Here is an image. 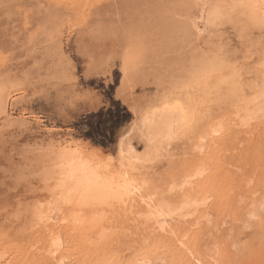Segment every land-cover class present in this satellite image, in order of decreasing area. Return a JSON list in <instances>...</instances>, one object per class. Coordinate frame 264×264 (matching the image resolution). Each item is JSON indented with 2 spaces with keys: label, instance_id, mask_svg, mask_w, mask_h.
<instances>
[{
  "label": "rangeland",
  "instance_id": "rangeland-1",
  "mask_svg": "<svg viewBox=\"0 0 264 264\" xmlns=\"http://www.w3.org/2000/svg\"><path fill=\"white\" fill-rule=\"evenodd\" d=\"M231 1L0 0V264H185V255L192 264H264V116L248 127L237 116L260 83L264 31ZM257 5L264 0L251 15ZM111 93L131 120L102 145L79 124L109 108ZM176 95L193 117L148 174L173 205L188 194L191 210L162 231L140 221L134 202L109 214L103 240L74 231L66 209L37 224L28 208L44 198L27 172L40 148L116 156L123 140L142 151L135 123Z\"/></svg>",
  "mask_w": 264,
  "mask_h": 264
},
{
  "label": "bare ground",
  "instance_id": "bare-ground-1",
  "mask_svg": "<svg viewBox=\"0 0 264 264\" xmlns=\"http://www.w3.org/2000/svg\"><path fill=\"white\" fill-rule=\"evenodd\" d=\"M232 4H234L230 6L232 11H238L241 18L251 21L254 27L264 31V6L257 5V13L251 15L250 10L252 5L256 4V0H237ZM48 25L52 26L49 23ZM56 35L55 31H52L51 39L57 37ZM261 57L262 76H260V83L251 84L250 88L253 93H250L251 95L246 97L242 103L239 101L237 116L243 127L246 125L248 127V124L253 121L256 123V120L262 119L264 116V50ZM190 105L191 102L188 99L185 100L176 95L173 98L165 97L156 105L148 107L143 113L141 111L142 116L135 123L138 133L134 134L139 135L144 145L142 151H137L129 143V138V140L127 139L129 142L123 140L118 142L116 157L106 154L105 151L102 152V149L88 151L78 144L57 148H54L56 146L53 145H47L40 148L39 155L37 158H33L32 165L30 161L31 166L28 165L30 170L27 173H30L29 177L35 178L32 180L38 184L36 189H32L33 194L37 192V197L41 196L44 201L36 200L32 206L30 205L28 208L30 216L39 224L45 219V222L48 221V213L53 215V212L59 213V211L63 212L66 209L68 210V221L74 231L93 229L99 239L103 240L104 238L107 239L110 230L107 226L109 214L138 202L140 221L144 224L149 223L150 226L152 223L162 231L166 229V224H169L167 222L171 218H174L181 210L189 207L191 210V206L194 204L186 194L182 203L179 201V206H176V201L173 202H176L173 205L167 199L168 195L165 196L154 189L155 186H152L148 172H152L153 168L161 163L163 151L167 150L166 147L178 136H183L182 134L188 128L187 126L193 117L192 106ZM3 109V113H6V107ZM133 130L135 131V129ZM164 154L166 153L164 152ZM21 179L26 182L25 177H21ZM31 179L28 180L31 181ZM176 188L178 189V187ZM172 190L173 188L169 189V191ZM178 217L177 220L180 219ZM176 219L174 218V220ZM59 246L60 238L54 234L49 240L50 253L54 255ZM182 263L192 264L187 255L184 256Z\"/></svg>",
  "mask_w": 264,
  "mask_h": 264
},
{
  "label": "trees",
  "instance_id": "trees-1",
  "mask_svg": "<svg viewBox=\"0 0 264 264\" xmlns=\"http://www.w3.org/2000/svg\"><path fill=\"white\" fill-rule=\"evenodd\" d=\"M112 88V87H111ZM109 108H102L97 113L86 116L79 126H87L86 139L95 143L109 145L115 142L117 132L131 120V115L120 101L109 94Z\"/></svg>",
  "mask_w": 264,
  "mask_h": 264
},
{
  "label": "crops",
  "instance_id": "crops-1",
  "mask_svg": "<svg viewBox=\"0 0 264 264\" xmlns=\"http://www.w3.org/2000/svg\"><path fill=\"white\" fill-rule=\"evenodd\" d=\"M113 157H116V156H113ZM156 167H158V166H155L154 168H156Z\"/></svg>",
  "mask_w": 264,
  "mask_h": 264
}]
</instances>
